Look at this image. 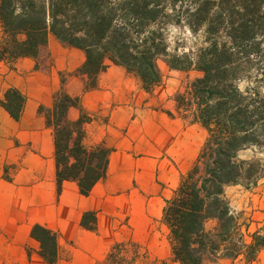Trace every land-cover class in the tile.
<instances>
[{
  "label": "trees",
  "instance_id": "1",
  "mask_svg": "<svg viewBox=\"0 0 264 264\" xmlns=\"http://www.w3.org/2000/svg\"><path fill=\"white\" fill-rule=\"evenodd\" d=\"M170 28L188 33L190 43L181 35L172 41ZM50 34L84 52L72 73L83 77V90L96 88L109 63L136 76L145 91L161 81L159 59L170 69L202 72L174 97L177 113L207 134L164 199L160 221L167 229V255L152 257L127 237L110 245L103 264H203L207 253L252 261L264 249V229L245 233L248 224L240 223L224 191L235 184L255 186L264 177V158L255 157L264 150V0H0V61L37 56ZM65 75L60 73L52 106L38 111L53 129L58 192L69 180L88 195L106 177L112 149L85 141L91 118L80 95L65 90ZM24 100L10 88L1 104L18 119ZM71 107L79 109L73 120ZM248 148L254 154L240 158ZM209 220L215 224L207 230ZM96 221L89 210L80 224L95 230ZM31 235L40 243V256L56 263L57 234L34 224Z\"/></svg>",
  "mask_w": 264,
  "mask_h": 264
},
{
  "label": "crops",
  "instance_id": "2",
  "mask_svg": "<svg viewBox=\"0 0 264 264\" xmlns=\"http://www.w3.org/2000/svg\"><path fill=\"white\" fill-rule=\"evenodd\" d=\"M83 61L82 50L51 34L37 56L0 61V264H49L31 235L34 224L57 234L60 254L64 238L102 240L118 223L119 211L107 183L98 182L88 195L69 180L57 190L53 129L38 108L52 106L61 86L60 73H66L65 90L80 95L91 118L85 124L86 137L104 142L113 148L112 154L130 158L132 152H154L172 133L145 109L148 92L120 65L108 66L98 75L96 88L83 90V77L72 74ZM10 88L25 98L18 119L1 104ZM78 115L79 109L68 110L70 119ZM260 205L264 207V191ZM89 210L96 212L95 230L80 224Z\"/></svg>",
  "mask_w": 264,
  "mask_h": 264
},
{
  "label": "rangeland",
  "instance_id": "3",
  "mask_svg": "<svg viewBox=\"0 0 264 264\" xmlns=\"http://www.w3.org/2000/svg\"><path fill=\"white\" fill-rule=\"evenodd\" d=\"M169 33L172 41L180 35L186 38L188 44L191 41L188 33L182 35L173 28H170ZM112 64L109 63L108 66ZM157 65L161 81L152 90L146 91L148 94L146 93L145 109L150 110L153 119L161 122L163 127L169 126L172 131L170 137L154 152H132L130 158L110 153L106 177L100 180L99 184L107 183L112 188L113 203L119 211L118 223L102 240L92 241L81 237L74 241L64 238L57 264H103V258L110 245L117 239L127 237L141 243L143 250L146 249L152 257L167 255V229L160 221L164 199L172 195L179 178L191 166L207 131L199 123L191 121L190 117L183 118L178 114L174 98L176 92L184 91L192 80L202 75V72L196 69H170L161 59L157 61ZM123 71H126L125 68ZM159 114H163V118ZM85 141L88 144L95 142L93 137H86ZM253 154V150L248 148L240 151L239 157L248 158ZM255 157L263 159L264 150L256 152ZM263 191L264 177L249 188L241 184L225 188V196L234 213L238 214L240 223L248 224L245 233L264 229V207L260 205ZM214 224L213 220H209L205 228L210 230ZM244 224L241 226L242 231ZM246 238L249 239V236ZM203 264H264V249L260 250L252 261H246L243 256L232 259L220 253H207Z\"/></svg>",
  "mask_w": 264,
  "mask_h": 264
}]
</instances>
